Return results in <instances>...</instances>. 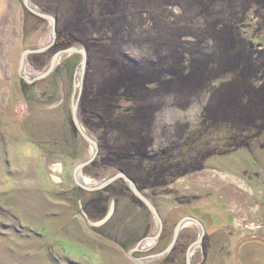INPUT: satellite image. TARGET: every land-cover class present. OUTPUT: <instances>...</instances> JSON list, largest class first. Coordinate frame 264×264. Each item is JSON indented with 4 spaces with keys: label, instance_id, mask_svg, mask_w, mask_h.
<instances>
[{
    "label": "rangeland",
    "instance_id": "rangeland-1",
    "mask_svg": "<svg viewBox=\"0 0 264 264\" xmlns=\"http://www.w3.org/2000/svg\"><path fill=\"white\" fill-rule=\"evenodd\" d=\"M31 2L56 17L57 35L67 30L80 41L72 45L87 50L79 117L82 123L85 96L90 126L101 128L84 126L99 151L82 180L99 184L127 170L162 218L159 241L142 245L135 256L163 250L176 223L192 216L206 230L192 264H218L216 254L230 253L247 257L240 264H264V131L249 147L229 148L247 135L245 125L234 121L244 110L226 99L220 125L200 120L208 91L222 92L231 80L208 76L216 78L222 64L252 69L244 85L264 81V0ZM49 38L50 22L28 12L22 0H0V264H138L128 250L158 228L148 208L123 179L96 191L73 179L75 165L92 154L71 120L81 55L60 59L44 79L28 83L19 76L22 51ZM53 47L30 54L24 74L43 72L59 50ZM119 61L152 83L148 92L135 88L132 102L111 101L102 89L112 75L119 79L111 71ZM237 101L247 105L246 97ZM126 108L138 109L135 119L122 113ZM179 235L168 259L144 264H185L199 228L187 223Z\"/></svg>",
    "mask_w": 264,
    "mask_h": 264
},
{
    "label": "trees",
    "instance_id": "trees-1",
    "mask_svg": "<svg viewBox=\"0 0 264 264\" xmlns=\"http://www.w3.org/2000/svg\"><path fill=\"white\" fill-rule=\"evenodd\" d=\"M67 33H68L67 30H65V32H58L57 39L53 47L54 49H61V48L68 47L72 44L78 43V42L80 43V41L78 40L76 41L74 35L67 34ZM232 34L234 33L231 31V35ZM234 44L237 45V41H235ZM249 44L251 45V42ZM239 47L241 48L242 51H244V49H242V46H239ZM232 49L234 51V48H231V50ZM229 54L230 55L228 56L230 59H234V61H237V59L235 58V57H238L236 56L237 54L236 55L231 54L230 52ZM185 56L186 54H183V57ZM221 67H222L221 72L219 75L216 76V78L213 79L214 76H211L210 73L208 74V76L211 77V80H217L219 78H222V79L231 78V80L228 82H225V84L227 85L222 84L220 86V87L225 86L224 88H226V89L224 88L222 89L223 93L221 91H217V88H214L213 90L211 89L212 91L211 90L208 91L211 97L201 112V115H200L201 123L202 125H205L208 122H211L213 124L214 122L211 121V119H213L214 121H216L213 125H220L221 123H218V121L222 117H224V111L220 108V106L222 103L225 102L224 100L226 99L229 103L233 105H238L239 108L244 110L238 114L239 116L236 117V120L234 121H236L237 123L241 125H245L246 135H247V136L239 137L240 140L238 142V145L230 146L229 148L237 149L240 147H249L250 142L254 140L256 137H258L264 131V118H257L259 121L258 120L256 121V119L251 115V114H256V115H259V117L261 116L264 117V81L261 80L260 86L252 87L250 84L247 86V85H244V84H247V78L251 75H254V72L252 69L247 70L245 68H242L238 64H234V63L228 64L227 67L224 64H222ZM112 70H115V72L119 74V79H118V75H114V76L112 75V77H110L109 79H106V81L104 82V87L102 88L103 90H106L108 92L107 94L111 96L110 97L111 101H114L116 103L122 100L126 102H132L131 93L135 88H138L144 92L149 91L148 87H150L152 83L145 82V80L142 77L137 78V76L134 73L130 72L129 69L124 67L120 61L116 62V64L113 65V68L111 69V71ZM208 70H209L208 67L202 70L201 74H199L200 78L205 77V74L208 72ZM193 71L196 74V71L195 70ZM181 77L182 76L179 72L177 76L175 77V79L178 80ZM240 78L242 79L241 82H240ZM239 96L246 97V103H247L246 106H244L245 104L237 101L239 100ZM113 107L115 111L117 108H119V106H116V105H114ZM80 113H81V120H82L83 126L88 128L90 131L91 129L94 130L96 128L97 129L101 128L99 127V124L97 125V127L90 126L89 114L85 109V96H82V102L80 103ZM122 113L126 115H130L128 118L135 119V117L138 115L139 112L137 108H126L125 110L122 111ZM227 125H231V124H227ZM205 129H208V127L205 126ZM227 151L229 152L230 150H226L224 153H227ZM125 155H127V153H125ZM139 155L141 154L139 153ZM99 157H101V154ZM112 165H116V164H112ZM118 166H120L119 168L121 169L124 168L121 164H118ZM125 172L129 174L127 170H125Z\"/></svg>",
    "mask_w": 264,
    "mask_h": 264
},
{
    "label": "water",
    "instance_id": "water-1",
    "mask_svg": "<svg viewBox=\"0 0 264 264\" xmlns=\"http://www.w3.org/2000/svg\"><path fill=\"white\" fill-rule=\"evenodd\" d=\"M23 5L25 6L26 10L30 12L31 14L47 20L50 22V38L49 41L42 47L38 48H27L24 49L21 53L20 56V62H19V76L28 83H32L33 81L36 80H41L49 76L56 66L58 65L60 59L67 57L69 55L73 54H80L81 59L79 62V65L74 73V80H73V88H72V97H71V120L73 123L74 128L77 130V132L81 135V137L88 142L91 147H92V154L89 158L85 159L82 162H79L78 164L75 165L74 170H73V179L75 183L83 190L86 191H96L103 189L116 181L117 179H123L126 184L128 185L129 189L132 191L133 195L141 202L143 203L148 210L151 212L153 217L155 218L158 228L156 233L153 236L150 237H143L141 238L132 248L128 250V256L135 261L138 264H144V262L149 261V260H155V259H161L167 255H169L172 250L174 249L180 231L182 227L187 224V223H194L195 225L198 226L199 228V236L197 239H195L193 242H191L185 252V264H192V255L194 250L202 243L203 238L205 236V228L204 225L195 217L192 216H184L182 217L175 225L171 239L168 243V245L161 251L156 252V253H150L145 256L137 257L135 256L136 252H139L142 247V245L145 244V242H154L156 243L159 241L161 235H162V229H163V221L162 218L156 208V206L148 199L146 195H144L141 190L138 188L136 185V182L130 178L127 174H125L122 171H118L106 179H104L102 182L99 184H88L82 180L81 177V172L86 167L87 165L91 164L99 151L98 144L94 138L87 132V130L84 128L83 124L80 121L79 117V100L81 96V91H82V84L84 81V76L86 72V66H87V61H88V54L87 50L83 46L79 45H72L66 48L59 49L53 53V55L50 58V61L48 63V66L46 69L43 70L40 74L34 76V77H28L24 74L25 72V67L27 64V59L30 54H38V53H43L47 51L48 49H51L57 39V19L55 16L52 14H49L45 11H42L38 8H36L31 0H22Z\"/></svg>",
    "mask_w": 264,
    "mask_h": 264
},
{
    "label": "crops",
    "instance_id": "crops-1",
    "mask_svg": "<svg viewBox=\"0 0 264 264\" xmlns=\"http://www.w3.org/2000/svg\"><path fill=\"white\" fill-rule=\"evenodd\" d=\"M238 240L237 239H232L231 243H236ZM235 245L232 246V248H229V251L232 252V250H234ZM218 258L217 259V263L218 264H240V261H245L247 257H245L244 255H240L238 254L237 256L234 253H230V255L226 258H224V255H218L216 254ZM222 257V258H220ZM249 260L251 261V259L249 258Z\"/></svg>",
    "mask_w": 264,
    "mask_h": 264
},
{
    "label": "flooded vegetation",
    "instance_id": "flooded-vegetation-1",
    "mask_svg": "<svg viewBox=\"0 0 264 264\" xmlns=\"http://www.w3.org/2000/svg\"><path fill=\"white\" fill-rule=\"evenodd\" d=\"M162 234H163V232H162ZM161 236H162V235H161ZM179 237H180V235H179ZM179 237H178V238H179ZM178 240H179V239H178ZM178 240H177V241H178ZM176 247H178V245H177V244L175 245V247H174V249L172 250V252H174V250H175V248H176ZM176 251H177V248H176ZM172 252H171L170 254H172ZM154 253H155V252H154ZM170 254H169V255H167V256H165V257H166V259H168V257L170 256ZM145 255H146V254H142V255H136V256H137V257H141V256H145ZM172 260H173V259H172ZM168 261H169V260H168ZM172 262H176V260H174V261H171V263H172Z\"/></svg>",
    "mask_w": 264,
    "mask_h": 264
},
{
    "label": "bare ground",
    "instance_id": "bare-ground-1",
    "mask_svg": "<svg viewBox=\"0 0 264 264\" xmlns=\"http://www.w3.org/2000/svg\"><path fill=\"white\" fill-rule=\"evenodd\" d=\"M88 182H90L91 181V179L90 178H87L86 179ZM148 242V241H147ZM147 242H145V244L147 243ZM153 243V242H152ZM150 246V245H149Z\"/></svg>",
    "mask_w": 264,
    "mask_h": 264
}]
</instances>
